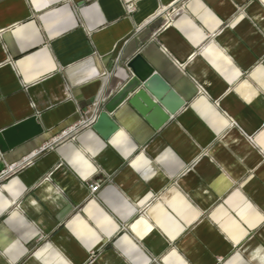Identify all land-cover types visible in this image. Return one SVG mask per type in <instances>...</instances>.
<instances>
[{
	"label": "crops",
	"instance_id": "0c3cea01",
	"mask_svg": "<svg viewBox=\"0 0 264 264\" xmlns=\"http://www.w3.org/2000/svg\"><path fill=\"white\" fill-rule=\"evenodd\" d=\"M136 54L183 107L69 130ZM32 116L0 149L32 161L0 176V264H264V0H0V131Z\"/></svg>",
	"mask_w": 264,
	"mask_h": 264
},
{
	"label": "water",
	"instance_id": "95a60500",
	"mask_svg": "<svg viewBox=\"0 0 264 264\" xmlns=\"http://www.w3.org/2000/svg\"><path fill=\"white\" fill-rule=\"evenodd\" d=\"M125 68L128 78L119 90L101 105L92 128L104 139L118 130L111 113L123 102L135 109L153 128L163 125L184 105V101L154 72L141 55L129 59ZM157 117L153 122L152 117ZM42 132L35 117H30L0 131V149L11 150Z\"/></svg>",
	"mask_w": 264,
	"mask_h": 264
},
{
	"label": "built area",
	"instance_id": "2783aa9c",
	"mask_svg": "<svg viewBox=\"0 0 264 264\" xmlns=\"http://www.w3.org/2000/svg\"><path fill=\"white\" fill-rule=\"evenodd\" d=\"M182 6L179 7H172V9L170 10V12L167 15V18L165 20L166 25L171 21V19L179 14L182 11ZM95 118H89V116H87V113L84 112L82 118L73 126H71L69 128L70 129H79L81 127H85V126H91V124L94 122ZM68 130L65 131V133H67ZM34 155V154H33ZM32 161L30 158H25L22 161H19L17 163H13L9 166L6 167V169H4L1 173L0 176L1 177H6L12 173H15L17 170H19L20 168H22L25 165L30 164ZM47 177H45V179H47ZM89 190H90V196L94 197L95 193L98 191L100 184L98 182H90L88 184Z\"/></svg>",
	"mask_w": 264,
	"mask_h": 264
}]
</instances>
